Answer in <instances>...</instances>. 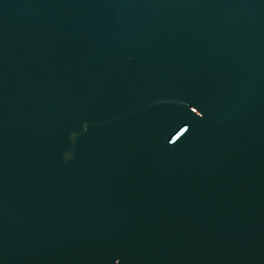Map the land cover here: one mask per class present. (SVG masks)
<instances>
[{
    "label": "water",
    "instance_id": "95a60500",
    "mask_svg": "<svg viewBox=\"0 0 264 264\" xmlns=\"http://www.w3.org/2000/svg\"><path fill=\"white\" fill-rule=\"evenodd\" d=\"M0 264H264V0H0Z\"/></svg>",
    "mask_w": 264,
    "mask_h": 264
}]
</instances>
